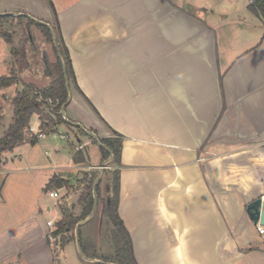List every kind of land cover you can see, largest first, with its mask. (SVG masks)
<instances>
[{"label": "crops", "instance_id": "1", "mask_svg": "<svg viewBox=\"0 0 264 264\" xmlns=\"http://www.w3.org/2000/svg\"><path fill=\"white\" fill-rule=\"evenodd\" d=\"M254 1L0 0L1 16L60 32L78 86L68 125L0 156V264L56 263L55 221L44 216L53 206L61 220L50 193L64 188L46 187L54 177L72 187L80 168L107 163L92 164L87 148L101 151L98 139L114 133L119 214L138 264H264V235L248 213L264 199V18ZM3 33L0 77L19 82L0 93L14 102L34 84ZM41 124L33 116L28 140ZM78 151L85 163L74 162Z\"/></svg>", "mask_w": 264, "mask_h": 264}, {"label": "trees", "instance_id": "2", "mask_svg": "<svg viewBox=\"0 0 264 264\" xmlns=\"http://www.w3.org/2000/svg\"><path fill=\"white\" fill-rule=\"evenodd\" d=\"M250 11L264 18V0H256L249 6ZM14 20L11 16L0 15V25ZM37 27L42 29L46 37L52 41L57 42L55 50L58 54L56 63H51L48 56H45V75L52 78L50 86L40 89L34 85H23V90L19 91L14 99V118L13 122L8 128L7 132L0 138V156L6 152H13L15 148L25 144L26 142L35 145L39 137L33 135L29 140L27 134L30 130V123L33 116L38 115L42 121L40 132L42 134L51 135L56 133V129L61 125H68L63 112L70 100L71 86L78 89L75 80V73L65 44L63 43L60 32H57V39H55V31L47 25L37 22ZM3 37L8 41H12V36L4 32ZM19 82L15 73L10 76L0 77V89H6L15 86ZM79 131H82L79 129ZM101 144V152L104 161L112 160L114 166L121 165V155L123 147V139L121 136L114 133V137L106 139H98ZM82 151H78L74 157L76 164L85 163ZM120 175L121 170L115 169L112 172L111 191L109 197L103 199V192L101 188V181L96 184V179L90 180L86 190L87 195L80 197L79 202L83 204L84 210L81 215H74L69 209H62V218L55 224V230L52 232L54 238L60 237L61 248L65 249L69 242L74 241V236H69L76 231L77 227L83 221H86L94 212L96 199L97 204L103 201V215L109 221L114 230L115 237V263L105 261L103 264H138L135 254L133 241L125 227L119 214L120 202ZM97 178V177H96ZM85 183V182H84ZM68 181L61 178L54 177L46 191L50 192L52 189H62L68 187ZM2 190V183L0 180V193ZM90 191V192H89ZM79 244L86 252L87 246L82 240V229L78 231ZM89 260H100L97 257H89Z\"/></svg>", "mask_w": 264, "mask_h": 264}, {"label": "rangeland", "instance_id": "3", "mask_svg": "<svg viewBox=\"0 0 264 264\" xmlns=\"http://www.w3.org/2000/svg\"><path fill=\"white\" fill-rule=\"evenodd\" d=\"M54 30V29H53ZM55 31V39H57V32ZM7 32L14 38L15 50L19 52L17 58L19 59V66L25 65V72L21 76L25 82L33 83L40 89L48 87L52 83V78L45 75V56L49 57L51 63H56L58 54L55 50L57 42L50 41L45 33L36 26L27 21L12 20L6 25L0 26V33ZM17 76V75H16ZM22 87V85H21ZM23 90V87L21 88ZM10 90V89H9ZM7 92L8 91H4ZM3 94V93H2ZM0 93V108H2L5 118L0 119V138L4 136V133L8 130L11 125L13 117V100H4ZM64 131L60 130V137ZM74 137L72 136V141ZM88 140V139H86ZM71 141V140H70ZM65 142V141H64ZM90 152L91 163L98 164L101 162L102 155L100 148L97 144L91 145L87 148ZM108 167L101 169L102 167ZM115 170L112 160H109L103 166L80 168L77 176L72 180L74 183L72 187L64 188L60 192V198L58 201V208L69 209L71 212L74 210L73 207L78 205L77 199H80L82 194L85 196L88 194L86 188L83 186L85 181L96 179V183H101L103 197L109 196L111 191V179L112 172ZM97 177V178H96ZM101 179V180H100ZM1 180V179H0ZM90 192V191H89ZM48 202L53 205L54 201ZM79 205L83 206L82 203ZM75 206V207H76ZM78 207V206H77ZM53 210L48 215L45 214L44 221L54 220L55 224L59 221L60 213L52 206ZM76 211L80 213L79 209ZM58 220V221H57ZM82 229V240L84 245L87 246L88 251L84 250L80 244L76 242L78 233L75 231L69 236H74V243L69 244L65 249L61 248L60 237L51 241L54 248L56 263L55 264H98L96 262H89V257L100 258L101 263L105 261L115 263V237L113 227L109 221L103 215V201H99L95 209V213L92 214L90 220L81 228ZM55 230L51 229V234Z\"/></svg>", "mask_w": 264, "mask_h": 264}, {"label": "water", "instance_id": "4", "mask_svg": "<svg viewBox=\"0 0 264 264\" xmlns=\"http://www.w3.org/2000/svg\"><path fill=\"white\" fill-rule=\"evenodd\" d=\"M63 115H65V111L63 112ZM90 135L96 138V135L94 133L91 132ZM95 199H96V202H95V209H96V207H97L96 193H95ZM248 213H249L251 220L256 225H261L264 227V199H259V200H256L255 202L251 203L248 206ZM82 225L83 224H79L77 232L79 231V229Z\"/></svg>", "mask_w": 264, "mask_h": 264}, {"label": "built area", "instance_id": "5", "mask_svg": "<svg viewBox=\"0 0 264 264\" xmlns=\"http://www.w3.org/2000/svg\"><path fill=\"white\" fill-rule=\"evenodd\" d=\"M38 134H39L38 135L39 139L44 138L46 136V134H42V133H38ZM61 138L63 140H65V141H69L70 140V136L69 135H62ZM106 168H108V167L104 166L101 169H106ZM50 197L52 199H56L57 200V199L60 198V194H59L58 191H53V192L50 193ZM48 226L53 228V227H55V223L53 221H50V222H48ZM259 232L264 235V227L261 226V225H259Z\"/></svg>", "mask_w": 264, "mask_h": 264}]
</instances>
